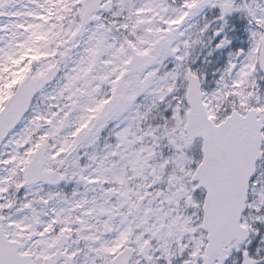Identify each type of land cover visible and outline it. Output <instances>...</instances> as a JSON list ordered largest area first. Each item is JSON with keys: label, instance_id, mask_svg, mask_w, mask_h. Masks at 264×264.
<instances>
[{"label": "snow or ice", "instance_id": "snow-or-ice-1", "mask_svg": "<svg viewBox=\"0 0 264 264\" xmlns=\"http://www.w3.org/2000/svg\"><path fill=\"white\" fill-rule=\"evenodd\" d=\"M0 264H264V0H0Z\"/></svg>", "mask_w": 264, "mask_h": 264}]
</instances>
